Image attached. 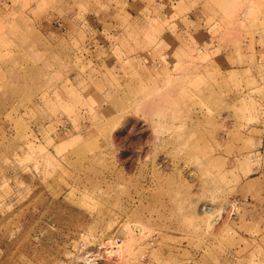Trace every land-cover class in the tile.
<instances>
[{
	"label": "rangeland",
	"instance_id": "1",
	"mask_svg": "<svg viewBox=\"0 0 264 264\" xmlns=\"http://www.w3.org/2000/svg\"><path fill=\"white\" fill-rule=\"evenodd\" d=\"M0 264H264V0H0Z\"/></svg>",
	"mask_w": 264,
	"mask_h": 264
}]
</instances>
